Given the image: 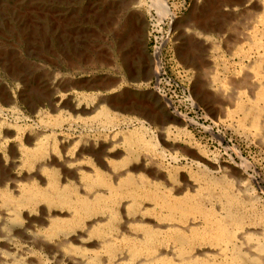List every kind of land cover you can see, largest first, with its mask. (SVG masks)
<instances>
[{"label": "rangeland", "instance_id": "374dc122", "mask_svg": "<svg viewBox=\"0 0 264 264\" xmlns=\"http://www.w3.org/2000/svg\"><path fill=\"white\" fill-rule=\"evenodd\" d=\"M158 1L0 0V102L2 98L15 101L0 112V193L12 188L15 195H20L19 187H13L12 181L28 172L18 127L26 129L33 138L36 135L39 141L49 137V148L53 147L52 131L60 140L66 136L73 141L74 147L81 138L100 143L112 134L101 133L100 137L93 131L98 128V123L90 121L93 113L80 114L85 120H69L54 127L56 119H67L69 114H75V109L90 111L100 105L112 113L121 112L144 122L123 123L119 134L133 132L142 124L158 142V133L170 127L171 137L164 139L168 147L176 145L174 152L179 161H164L163 165L153 157L154 168H170L188 178L198 176L199 169L208 172L207 177L229 176L233 188L240 191L237 195L243 207L240 204L238 211L250 218L248 223L253 220L251 227L264 234V108L259 129L252 125L250 116L246 118L254 98L264 89V0H168L170 11L160 7ZM206 27L210 30L207 33ZM161 68L167 79L177 84L174 87L168 80L161 86L170 94L168 97L153 85ZM103 78L122 79L126 85L118 81L107 97H98V90L91 86ZM3 88L9 90L10 97L1 94ZM179 88L187 90L188 101L182 99ZM124 92L125 101L118 99ZM167 99L198 124L188 127L177 120ZM126 106L127 112H123ZM5 130L10 131L8 142ZM181 130L190 132L192 143ZM38 140L25 144V148L36 149ZM188 153L199 156L195 163ZM15 205L4 204L0 198V244L9 247L3 248L7 254H2L0 247V264H145L148 259H124L129 254L125 242L130 240L126 237L115 240L119 251L114 260L98 239L93 241L98 245L88 246L78 255L69 254L63 247L53 250L46 245L52 220L44 215L43 223H33L30 229L18 233L22 225L12 211ZM159 211L160 207L152 213ZM22 213L18 221L24 219L26 224L25 217L31 210L25 208ZM32 216L40 218L42 214L35 211ZM109 218V214L102 217L105 222L100 225ZM150 218L155 220V216ZM107 235L105 240L109 239ZM166 247H172L175 253L172 241ZM211 250V258L217 264L226 256L230 261L231 250L226 254L218 248Z\"/></svg>", "mask_w": 264, "mask_h": 264}, {"label": "bare ground", "instance_id": "6f19581e", "mask_svg": "<svg viewBox=\"0 0 264 264\" xmlns=\"http://www.w3.org/2000/svg\"><path fill=\"white\" fill-rule=\"evenodd\" d=\"M167 1L159 0L158 5L170 11ZM204 31L207 33L210 30L206 27ZM156 57L159 59V53ZM98 80L91 87L98 90L96 94L98 97L103 98L112 92L113 87L118 86V81L124 83L122 79ZM1 94L11 96L7 88L1 89ZM66 95L67 93L63 94V96ZM124 95L127 97L125 92L117 97L124 100ZM10 99H1V114L5 108L15 102ZM254 99L250 111L246 113V118L250 116L252 125L259 129L260 114L264 108V89ZM167 106L173 108L171 113L177 120L183 121L185 126L188 124V127L189 125L195 127L198 124L196 120L189 119L178 111L168 99ZM126 108L127 106L123 112L125 110L127 112ZM87 110L75 109V114H69L70 117L67 119L64 116L56 119L54 127L69 120H85L81 119L80 114L93 113L90 121L98 123V128L93 131L98 132L99 136L102 135L101 133L111 132L112 134L103 136V142L81 138L74 147L71 145L73 141L67 140L66 136L60 140L61 138L58 139L59 137L56 136L57 132L52 131L53 147L49 148L47 144L50 142L49 137L39 141L36 135H33V138L26 132V129L16 126L18 127L17 133L22 134L20 137L24 136L22 140L20 138L21 152L25 157L24 166L27 167L28 172L20 174L12 181L13 187H19L20 195H15L12 188H5L0 193L2 203L9 206L13 202L16 203L12 211L17 222L22 225L21 229L16 232L24 233L32 227L33 223L41 224L45 220L44 217L48 216L53 223L50 229V241L46 245L53 250L63 247L72 255L80 254L88 246L98 245L93 242L98 239L105 253L114 260L119 251L115 240L126 237L125 240H130V242H125L129 254L127 253L128 257L124 259L134 262L147 256L145 264H176L177 259H179L178 264H217L216 259L211 258V249L218 248L226 254L229 248H232L230 249V261L226 256L220 264H264V234L258 229L255 230L253 225L251 227L250 223L253 220L251 219L248 223L250 218L248 217L249 220L246 221L247 215L239 212L240 204L243 207L242 200L237 195L240 191L233 188V180L229 176L213 178L214 176L211 177L210 174L207 177L208 172L205 173L206 171L199 169L198 176L188 178L187 174L185 176L184 173L170 168H165L166 172L163 171L165 169L162 170L163 166L154 168L156 164H153V157L158 158L162 164L164 161H169V164L179 161V157L174 152L176 145L168 147L164 139V137L170 139L172 134L170 127L157 132L159 141L156 142L151 131L145 128L144 122L137 117L121 112L112 113L108 108H100V105H96L90 111ZM94 112H96L95 115ZM126 122H139L143 125H138L133 132L119 134L118 129L120 130L121 125ZM184 130L181 131L189 140H192L190 142L192 143L190 132ZM9 132L6 131L4 137L7 142ZM34 140L40 142L36 149L25 148V144H30ZM58 140H60L59 144H57ZM120 147L123 148L122 151ZM187 156L193 163L199 158L192 153H188ZM199 172L205 175H199ZM21 182H23L22 185ZM79 186L82 189L77 188ZM183 192V195L178 196ZM245 195L249 194L245 192ZM254 201L257 202V200ZM245 205L247 206L248 203ZM150 206L153 208H148ZM158 206L161 209L160 213H152V210L159 208ZM25 208L31 210V213L25 217L28 220L26 224L24 219L18 221L22 219V210ZM244 209L242 208V211ZM37 210L42 214L40 218L32 216L35 211L38 212ZM107 214L110 215L108 222L100 225L105 220L102 217ZM67 216L69 219H66ZM151 216H155V220L151 219ZM258 219L260 218H257V221ZM197 221L200 224H197ZM94 224L96 227H93ZM129 226H131L130 230ZM105 229L108 230L106 234L109 239L107 240L103 238L106 235ZM128 234L130 237L126 236ZM170 241L174 243L176 255L172 247L171 249L166 247ZM204 245L208 247L203 248ZM0 247L2 254H7L8 251L4 252L3 248L9 250L8 244L1 243Z\"/></svg>", "mask_w": 264, "mask_h": 264}, {"label": "built area", "instance_id": "2783aa9c", "mask_svg": "<svg viewBox=\"0 0 264 264\" xmlns=\"http://www.w3.org/2000/svg\"><path fill=\"white\" fill-rule=\"evenodd\" d=\"M158 79L160 80V84L159 85H157V82H158L157 80ZM168 80L171 81L170 79H167L166 73L164 71H162V68H161L159 74L156 75L155 81L153 82L154 89L155 88H158L159 91H161V93L164 94L166 97H168L170 94H167V92L165 91L164 88L161 89V86H163L164 83L167 82ZM170 85H172L174 87L177 86V84H176L175 81H171V84ZM179 89H180L179 92L181 94L182 99H184V101H188L189 100V96L187 94V90L185 88H179Z\"/></svg>", "mask_w": 264, "mask_h": 264}, {"label": "crops", "instance_id": "0c3cea01", "mask_svg": "<svg viewBox=\"0 0 264 264\" xmlns=\"http://www.w3.org/2000/svg\"><path fill=\"white\" fill-rule=\"evenodd\" d=\"M129 77V76H128ZM109 78H112V76H110ZM113 78H115V77H113ZM130 78V77H129ZM128 78V79H129ZM133 77H131L129 80H132V81H134L133 79H132ZM115 80H117V79H115ZM137 80V79H136Z\"/></svg>", "mask_w": 264, "mask_h": 264}]
</instances>
